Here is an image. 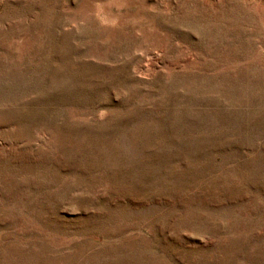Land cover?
<instances>
[{
  "label": "rangeland",
  "instance_id": "rangeland-1",
  "mask_svg": "<svg viewBox=\"0 0 264 264\" xmlns=\"http://www.w3.org/2000/svg\"><path fill=\"white\" fill-rule=\"evenodd\" d=\"M0 264H264V0H0Z\"/></svg>",
  "mask_w": 264,
  "mask_h": 264
}]
</instances>
